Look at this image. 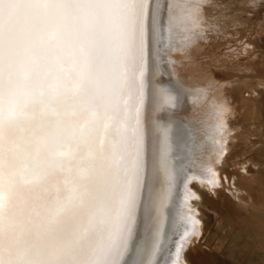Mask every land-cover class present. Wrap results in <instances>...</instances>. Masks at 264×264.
Segmentation results:
<instances>
[{
  "label": "snow or ice",
  "instance_id": "snow-or-ice-1",
  "mask_svg": "<svg viewBox=\"0 0 264 264\" xmlns=\"http://www.w3.org/2000/svg\"><path fill=\"white\" fill-rule=\"evenodd\" d=\"M146 19L144 0H0V264H135Z\"/></svg>",
  "mask_w": 264,
  "mask_h": 264
},
{
  "label": "bare ground",
  "instance_id": "bare-ground-1",
  "mask_svg": "<svg viewBox=\"0 0 264 264\" xmlns=\"http://www.w3.org/2000/svg\"><path fill=\"white\" fill-rule=\"evenodd\" d=\"M144 3L148 80L138 103L146 178L130 255L135 264H192L201 258L195 231L206 233L200 206L212 197L249 205L248 161L232 153L238 141L245 144L243 117L252 102L240 93L235 58L198 61L211 52L215 25L204 4L213 0ZM228 69L232 79H221Z\"/></svg>",
  "mask_w": 264,
  "mask_h": 264
},
{
  "label": "rangeland",
  "instance_id": "rangeland-1",
  "mask_svg": "<svg viewBox=\"0 0 264 264\" xmlns=\"http://www.w3.org/2000/svg\"><path fill=\"white\" fill-rule=\"evenodd\" d=\"M213 2L204 4L209 7L212 27L215 25L209 35L211 52L208 57L200 55L198 61L209 62L212 54L215 60L235 58L239 64L240 93L252 103L243 117L248 129L245 144L238 141L237 152L232 154L248 161L249 205L212 197L213 204L200 206L206 233L199 240L201 258L190 260L192 264H264V0ZM232 76L228 69L220 78Z\"/></svg>",
  "mask_w": 264,
  "mask_h": 264
}]
</instances>
